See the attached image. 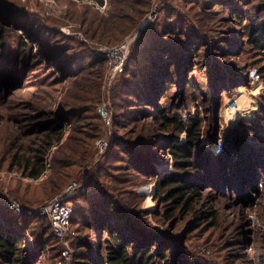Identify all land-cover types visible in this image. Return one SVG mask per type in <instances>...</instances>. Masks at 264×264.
Here are the masks:
<instances>
[{"label":"rangeland","instance_id":"obj_1","mask_svg":"<svg viewBox=\"0 0 264 264\" xmlns=\"http://www.w3.org/2000/svg\"><path fill=\"white\" fill-rule=\"evenodd\" d=\"M132 1L127 8L120 0H104L98 7L77 0H0V9L9 11L0 10L3 32L0 55L15 61L6 63L0 58V207L27 216L22 209L20 213L11 208L10 202L26 209H38L62 194L70 184L76 187L69 198L84 185V198L95 199L98 191L91 189L96 184V190H105L124 209L134 213V221L141 225H137L138 229L147 232L146 236L158 235L176 248L178 264L186 260L189 264H264V183L262 187L259 185L263 177L242 195L222 186L217 189L200 185L201 198L196 205L202 204L201 210L211 211L210 217L202 221L193 220L191 213L182 217L180 212L171 219L164 218L167 206L157 201L156 181L135 176L122 160L114 157L105 172L97 170L98 159L112 152L116 136L134 140L148 135L147 131L161 136L158 149L165 160L156 163V176L171 170L167 143L173 133L159 131L158 123L145 120L136 124L118 118L122 125L114 126L116 115L121 112L119 97L115 96L121 75L110 80L107 60L97 51L100 47L118 46L131 37L134 39L130 50H133L149 29L170 39L172 49L189 51L195 64L187 72V78H194L195 88H182L180 96L174 95L180 89L168 84L165 92L174 105L173 112L184 121L199 112L202 129L215 132L212 138H203L202 144L210 151L213 142L222 140L233 160L239 151L229 141L246 126L244 133L250 137L245 136V143H255L264 157V49L246 43L229 4L220 7L215 0ZM230 6L243 11L247 20L242 25L251 20L264 22V0H249L247 4L234 0ZM11 7L18 12H11ZM22 56L29 57L25 66L16 62ZM143 59L140 55V62ZM72 64L77 71L73 75L69 73ZM230 65L235 73H229ZM255 70L258 79L251 82L249 74ZM225 78L229 80L227 83ZM222 88L225 90L221 92ZM107 102L114 103L112 108H107L111 114L109 125L99 111ZM133 108L136 107H129ZM58 114L62 116L58 118ZM48 120L61 122L62 137L50 148L44 173L33 180L24 177L13 165L9 144L18 139L17 145L27 149L33 140L48 132L47 127L44 131ZM254 136L260 140L255 141ZM184 139L185 134H180L179 142ZM101 140L106 145L99 149L97 142ZM259 170L263 174L262 168ZM92 174L94 178L90 182ZM75 202L79 206L88 204L83 198ZM77 209L70 222L74 253V228L79 226L75 218L82 211ZM44 226L47 221L29 227L25 239L35 245ZM79 232L86 235L89 231ZM98 242L94 236L93 244ZM58 251L53 238L46 241L37 264H57ZM174 253L168 251L171 258H175ZM77 261L73 254L71 264H78ZM156 264L162 263L157 260Z\"/></svg>","mask_w":264,"mask_h":264},{"label":"trees","instance_id":"obj_2","mask_svg":"<svg viewBox=\"0 0 264 264\" xmlns=\"http://www.w3.org/2000/svg\"><path fill=\"white\" fill-rule=\"evenodd\" d=\"M77 1H85L97 7L104 3V0ZM233 1L215 0V4L220 7L229 4L230 10L233 11V20L241 25L242 33L247 39L246 43H249L252 48L264 49V22L251 20V23L242 25V22L247 19L244 18L241 9L230 6ZM123 2L129 8L133 1L120 0L121 5ZM242 2L247 4L249 0H242ZM5 6L10 7L11 5ZM11 9H13V11L10 10L11 12H18L14 7ZM0 10L9 13L4 8ZM131 22H134V19ZM169 40L162 37L154 29H149L142 34L139 43L134 46L133 50H130L126 68L120 77L121 84L115 94L119 97L117 103L121 112L117 113V123L113 122V124L115 127L122 125L118 118L134 121L136 124L145 120L153 124L158 123L157 130L159 131L173 133L169 136L170 141L167 143L172 157L171 170L160 177L156 176V163H160L165 158L158 149L160 134L149 131L146 132L149 133L148 135L134 140L116 136L112 152L104 153L98 159L99 164L96 168L98 171L103 170L105 172L110 159L115 157L116 160H122L135 176H146L156 181L157 201L167 206L164 218L171 219L174 213L180 212L182 217L191 213L193 220L201 219L204 221L210 217L211 211L201 210L202 204L196 205L201 198L198 187L204 185V187L218 189L222 186L224 189L229 188L240 195L250 191L257 180H262V177L263 182L260 181V183H264V157L260 155V152L263 151L260 147H256L255 143H245V136H250L244 133L245 124L239 122L240 126H245L241 132L244 135H237L229 141L232 148L235 147L239 151L238 157L233 160L228 148H225L219 155H213L202 144V140L203 138H212L215 132L202 129V118L198 116L199 112L186 121L178 117L176 112H173L174 105L169 99V93L165 92L168 84L176 85V88L180 90H175L174 95L180 94V96L183 95L182 88H195L194 78H187V72L189 73L190 67L195 66V64H192L193 59L189 51L181 50L178 52L174 48L172 49ZM0 48L3 49L2 31H0ZM140 55L141 59L145 58L141 62ZM67 56L69 55L65 57ZM65 57H63L64 60ZM0 58L3 62L15 63L14 58L4 57L3 54L0 55ZM28 60V56H22L18 57L16 62L25 66ZM228 68L231 71L229 73L236 72L233 65ZM75 71V64H72L69 73L73 75ZM68 75L70 74L66 76ZM221 78L222 76L219 77V79ZM231 78L228 77L230 80ZM228 79L225 78L226 83L229 81ZM163 86L165 87L163 89L165 94L163 91L160 93ZM224 90L225 88H222L221 92ZM158 94L161 98L160 101ZM109 106L112 108L114 103ZM132 106L136 108L129 109ZM68 113L71 112L64 114ZM61 116V114L57 115L58 118ZM252 124H255L254 127L257 126L255 121ZM44 127V131L47 127L48 132L44 133L41 139L33 140L25 150L17 145L18 139L9 144L8 154L13 165L21 170L24 177L33 180L38 179L44 173L47 165V154L54 145L53 143L59 142L62 137L61 122L58 120H48ZM183 133L185 139L180 143L179 137ZM252 138L255 141L260 140L255 136ZM242 149H245L246 152L241 151ZM260 168H262L263 174L260 173ZM93 178L94 174L90 175L89 181H93ZM90 182L86 183L85 188ZM95 185L91 189V192L98 191L95 199L90 198L89 200L88 196L84 198L82 191L84 185L80 192L70 198L73 203V211L77 207L79 208L77 212L82 210L78 212V216L75 218L79 222V226L74 228L75 235L73 237L76 240L73 244L75 253L72 252L75 259L78 260V264H156L157 260H160L162 264H178L177 256L179 253L176 248L167 242H163L158 235L146 236L147 232L142 231V228L138 229L137 225L140 224L134 221V213L124 209L116 200L106 194L105 190H96ZM79 198L85 199L88 204L79 206L75 202ZM72 219H74L73 213L71 221ZM44 221H47V226H44L45 228L42 230L43 235L41 234L35 245L31 244L25 239L24 233L29 227L44 224ZM86 229L89 231L86 235L79 232ZM71 235L70 239L72 238ZM94 236H96L97 241L99 239L98 244H93ZM51 237L57 242L58 256L60 257L61 243L53 235L45 217L24 216V214H15L11 210L0 207V264H37V259L41 257L45 242L51 240ZM171 250L175 251V258H171L168 254V251ZM170 253L172 254V252ZM181 264H189V260Z\"/></svg>","mask_w":264,"mask_h":264},{"label":"built area","instance_id":"obj_3","mask_svg":"<svg viewBox=\"0 0 264 264\" xmlns=\"http://www.w3.org/2000/svg\"><path fill=\"white\" fill-rule=\"evenodd\" d=\"M133 39V37L128 39L126 38L118 46L108 48L100 47L97 49L98 53H101L105 57V60H107L110 80L116 77L118 78L124 72ZM256 75V70L253 71L252 74H249L251 82L257 81L258 75ZM108 107L109 102L103 103L99 108V111L104 122L109 125L111 123V114L108 113ZM105 145L106 142L103 140L97 142V147L99 149H102ZM225 148L226 146L222 140H219L217 142H213L210 151L213 155H219ZM259 185L262 187L261 183ZM75 187V184H70L62 194L50 200L47 204L38 209L22 208V206H19L17 203L10 202L11 208L20 213L22 209L28 216L38 215L45 217L48 220L53 235L59 240L62 246L57 264H71L73 252L70 244V235L72 233L70 229V222L73 213V203L69 197L74 193ZM5 203L7 204V202Z\"/></svg>","mask_w":264,"mask_h":264}]
</instances>
